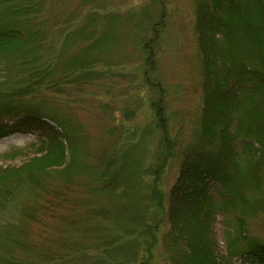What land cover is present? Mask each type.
<instances>
[{
  "label": "rangeland",
  "instance_id": "1",
  "mask_svg": "<svg viewBox=\"0 0 264 264\" xmlns=\"http://www.w3.org/2000/svg\"><path fill=\"white\" fill-rule=\"evenodd\" d=\"M22 1L29 4L23 18H35L30 28L43 31L42 63L60 66L104 40L90 52V63L61 72L56 87H43V99L46 109L75 128L80 168L127 157L137 176L129 197L118 198L120 191L92 194L81 171L65 183L67 155L40 187H22L18 199L0 206V264H167L175 253L166 240L169 195L187 147L196 143L206 90L197 0ZM215 41L219 46V37ZM22 62L8 60L0 70L14 73ZM8 86L0 82L2 89ZM40 150L32 134L1 138L0 169H14L7 175L11 181L24 180L29 170L23 166ZM28 208L33 214H26ZM100 208L108 216H86ZM86 226L96 231L87 235ZM234 226L222 214L212 226L221 255L244 244L232 240ZM246 230L249 238L264 241V215L247 217ZM232 263L253 264L240 258Z\"/></svg>",
  "mask_w": 264,
  "mask_h": 264
},
{
  "label": "trees",
  "instance_id": "2",
  "mask_svg": "<svg viewBox=\"0 0 264 264\" xmlns=\"http://www.w3.org/2000/svg\"><path fill=\"white\" fill-rule=\"evenodd\" d=\"M28 5L22 0H0V68L8 60L13 65L16 60L23 61L14 73L0 70V82L9 84L0 87V139L32 134L38 137L41 150L23 166L29 170L24 180L11 181L7 175L14 169H0V206L18 199L22 187H40L49 171L65 164L67 155L69 162L61 171L65 183L81 171L90 180L92 194L120 191L118 198L129 197L132 179L137 176L131 170V159L111 158L100 166L83 164L80 168L82 154L73 148L75 128L46 109L43 99V87H56L62 81L61 72L90 63V52L102 48L104 40L87 46L81 57L71 56L60 66L42 63L43 31L30 28L35 18H23ZM196 7L206 90L196 143L187 147L169 195L166 240L175 253L169 254L167 264H233V258L264 264V241L249 238L246 230L247 217L264 215V0H197ZM79 34L84 32L77 34L80 38ZM220 60L227 64H219ZM108 212L100 208L87 211L86 216L103 218ZM26 214H33L31 208ZM219 214L234 221L235 226L229 229L235 236L232 240L244 242L232 251L233 244L228 242L231 253L225 256L212 237ZM86 227L87 235L96 231Z\"/></svg>",
  "mask_w": 264,
  "mask_h": 264
}]
</instances>
